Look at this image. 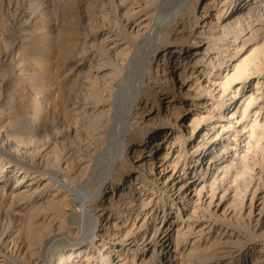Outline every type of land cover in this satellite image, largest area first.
<instances>
[{"label":"bare ground","instance_id":"6f19581e","mask_svg":"<svg viewBox=\"0 0 264 264\" xmlns=\"http://www.w3.org/2000/svg\"><path fill=\"white\" fill-rule=\"evenodd\" d=\"M39 1L48 9L62 2ZM149 1L120 0L114 15L119 28L103 30L98 44L86 45L84 31L81 37L73 35L75 38L60 59L64 73L61 76L55 72L56 66L49 61L40 66L33 80L46 82L48 88H31L32 99L26 100L27 95L22 98L10 92L12 87H5L0 108L7 109L11 120L7 128L11 131L2 133L5 125H0V220L5 222L0 226V244L8 247H0V264H53L55 259L56 264L77 261L80 264H181L187 258L196 260L199 240H190V236L211 228L210 223L203 222L204 214L224 218L228 208L237 203L242 207L250 185L252 194L258 189L264 172L246 160L256 135L251 127L257 120L252 119L250 126L247 125L246 111L255 102V96L262 93L264 79H257L251 86V78L241 75L250 69L256 72L253 77L264 73V0H220L212 27L208 11L216 7L215 0H157L159 5H154L151 11L147 10ZM198 5H202L200 14L196 10ZM143 11L145 14L141 15ZM201 22L203 25L198 26ZM219 25L220 31H213ZM31 26L32 31L38 28L36 24ZM238 40L245 44L255 42L239 62L235 60L241 51ZM200 45L207 47L202 50ZM222 66L230 68L231 75L217 84L215 76L209 75ZM19 67L23 68V63ZM197 70L208 73L203 83L194 77L199 89L218 91L216 103L220 112L212 123L206 124L201 138L191 147L183 171L179 172L169 154L171 147L182 142L183 134L174 135L163 151L160 145L167 135L165 128L152 129L149 134L141 110L148 103V111L153 108L149 119L154 128L168 124L180 127L177 121L184 99H191L189 106H195V97L201 93L183 90L193 81L190 78ZM170 76L173 84L166 88L172 81ZM81 78L86 80L89 90L77 113V106L71 108L69 101L63 102L61 93L66 90L76 94L74 86ZM174 79L178 80L177 85ZM155 83L169 94L164 114L163 108L159 111L161 98ZM238 84L241 89L253 87V93L241 113L235 110L225 115L229 108L238 106L234 100ZM230 85L238 87L230 98L234 102L225 104L223 95ZM57 99L63 103L61 108L57 107L58 111L54 108ZM171 104L174 108L168 110ZM202 120V115L193 116L187 125L189 135H193ZM62 122L67 124L65 133L59 127ZM82 131L91 134L94 141L91 144L86 141L92 149L87 154L82 152L83 147L82 151L76 149ZM231 152L233 157L225 159ZM178 157L177 153L175 159ZM243 166L249 171V180L245 188L237 189L230 182L235 179L231 177ZM11 179L14 184L9 186L7 181ZM134 193L141 200L150 197L137 206ZM227 199L230 201L225 206ZM74 203L78 208L66 214ZM252 203L251 196L247 214L251 213ZM102 216L105 227L98 233L97 221ZM139 220L137 229L141 237L139 242H134L136 249H130L123 242L128 233L122 238L119 235V239L113 229H119V223L127 229L128 221L131 229ZM72 229L76 230L73 235ZM96 237L101 239L99 242L107 239L111 244L117 239L119 248L114 251L113 245L104 243L105 251L96 252L91 249V246L97 248ZM111 249L116 254L115 262Z\"/></svg>","mask_w":264,"mask_h":264},{"label":"rangeland","instance_id":"374dc122","mask_svg":"<svg viewBox=\"0 0 264 264\" xmlns=\"http://www.w3.org/2000/svg\"><path fill=\"white\" fill-rule=\"evenodd\" d=\"M215 1H216L215 2L216 7L214 9H209V11H208L209 16H211V27H212V24H215V22H216L214 19L215 10L219 9L220 4H221L220 0H215ZM90 2H92L93 5ZM93 2H95V3H93ZM99 2L101 4H99ZM119 2H120V0H110V1L109 0H100V1L97 0V3H96V0H90V1H88V0H62V2L60 4H58L59 6L57 5V6H55V8L52 7L50 9H48L49 7L48 8L45 7V4H42L39 0H0V68H1L0 69V96H1L0 100L4 99V97H3L4 93H5L4 89L6 86L12 87L10 92L11 93L16 92V94H19L20 97L23 96L22 98H24L27 95L25 97V99L26 98L32 99L33 95L31 93V90H32L31 88L46 90L48 88L46 85V82H41V80L38 81V79L33 80V78H34L33 76H35L34 73L36 71H38L40 66H42L45 62L49 61V62H52L54 67L56 66L54 68L55 72L59 73L62 76V73H64V72L62 71L63 70V67H61L62 60H60V59H62V56L66 52V49H68L69 44L77 35L81 37L86 33L84 35L85 40H86V45L87 44L90 45L91 43L92 44L93 43L98 44L99 39H101V37H103V34H102L103 30L109 29V30L115 31L116 29L119 28V26H117L118 25L117 21L115 22L116 18L114 17L115 10L117 9ZM88 4H90V5H88ZM97 5H99V6L97 7ZM154 5L158 6L159 5L158 1L157 0H150L147 10H150V11L153 10ZM200 6H202V5H198L196 8V10L198 11L199 14L201 13V10H202L201 9L202 7H200ZM93 7H95V8H93ZM143 12L141 13V15L145 14V11H143ZM67 14L69 15V17ZM24 19L26 21H23ZM220 21H219V24L223 25L224 23H221ZM24 23H25V25H24ZM44 23H45V25H43ZM32 24H36L38 26V28L35 29V31H32V26H31ZM200 24L203 25V23L201 22L198 24V26H200ZM68 25L70 28L68 27ZM221 25H219L218 28L217 27L214 28L213 31H215V32L220 31ZM30 26H31V28H29ZM53 27H55V28H53ZM80 28H81V30H80ZM83 31H84V33H83V35H81ZM244 33L245 32L241 33V35ZM73 35L75 37H73ZM246 36L247 35H245V37ZM239 41H241V40H238V43H239ZM253 44H255V42H253V41L248 42L247 44H245V42H240L239 48L241 51L235 60L236 61L238 60L237 62H239L241 59L246 57L247 54H249V51L251 50V48H252L251 46H253ZM206 47H207V45H203V46L200 45L199 49L201 48L202 50H204ZM56 48H58V49H56ZM86 55H87V53H86ZM85 58H86V56H85ZM149 59L152 60L151 57H149ZM27 60H28V62H26ZM30 60H31L32 64L30 63ZM236 61H235V63H236ZM25 62H26V65H25ZM21 63H23V68L19 67ZM36 63H37V65H36ZM230 63H231V61L228 62V64H230ZM57 64H58V67H57ZM152 64L155 65L154 59L152 60ZM34 65L37 66L36 69H34L35 68ZM26 66H28V67H26ZM253 70L250 69L247 74L241 75V78H243V77L244 78L245 77L251 78L250 79L251 86H254V83L256 82L257 79L259 81H262L264 79V73L258 75L257 77H253L256 74V72ZM17 72L19 74H17ZM207 75H208V73L205 75V73H203L202 71L197 70V71L193 72V76H192V78H190V80H193L194 77L196 76L198 78V81L199 82L201 81L203 83V80ZM230 75H231L230 68L226 69L225 66H222L220 68V70H218L217 72H216V70H213V72L210 73L209 76L210 77L215 76V79L217 80L216 83L218 84L219 81L222 82L223 80H225V78H228ZM170 81H171V83L169 82L167 84L166 88H169L170 84H173V79L171 76H170ZM177 81L178 80L174 79V82L176 85H177ZM35 82H37V83H35ZM80 82H81V84H80ZM192 82H191L192 84L189 83L188 86L186 85L185 87H183V90L184 91L190 90L191 94H194V92L195 93L201 92L202 94L200 93L197 95V97H195L196 98L195 102L198 103V104L196 103L195 106L194 105L191 107L189 106L191 103V99H189V98L184 99L183 108L180 111L181 114H180V117L178 118V121H177V124L181 125L180 127L178 125H174V124L169 125L168 124V126L163 125L162 127L154 128V124H152V121L150 122L151 116L153 114L152 113L153 108L151 109V111H148V109H149L148 105L150 107V104L148 103V104H146L147 107L145 106L141 110V112H143L142 122H143V124L146 125V129H147V132L149 134H150V131H152V129H153V131H155L157 129L162 130L165 128L167 135L163 138V140H162L163 143L160 145V147L163 148V151L165 148H167L168 144L171 142L170 139H172L174 137V135H177L179 132H181L183 134V137L181 138L182 142L171 147L170 154H169V157H171L170 161L173 162L172 164L176 163V169L179 170V172L183 171V168L185 167V160L187 159L190 152L192 151L191 147L193 144H195L201 138V135L204 133V130L206 128V124L212 123L215 120V117L218 116L217 114L220 112V110H218V104L216 103L217 102L216 100L218 98V93H217L218 91L215 90L213 93L203 92L198 87L199 82H195L194 80ZM194 82L196 84H194ZM224 84L226 85V83H224ZM240 84H238V85H240ZM176 85H175V87H176ZM225 85H224V87L227 86V85L226 86ZM238 85H230L228 88V91L225 92V94L223 95V99H224L225 104H228L229 102L230 103L234 102V100L237 101V104H238L237 107L233 106V107L229 108L225 112V115H228V112L230 114L235 110H238L237 113H241L242 109H245L244 105H245L246 101L248 100V96L251 93H253V90H254L253 87L241 89L242 87L240 85V87H239L240 89L238 88V92H237L235 99L231 100L230 98L233 94H235ZM77 86H79L80 89ZM77 86H74L75 91H77L76 92L77 95L74 92L71 93L69 91L64 90L61 93V96H62L63 102L66 103V101H67V103H68V101H69V103L72 104V105H70L71 108H75L77 106V108H78L77 113H79L81 108H82V105H83L82 100H84V99H82V98H83L85 92L86 91L88 92L89 87H87L88 84H86V80H84L82 78L80 79ZM154 86L157 87L158 94L160 95V98H161V100H160L161 104H160L159 111H161L163 108L162 114H164V111L166 110V105H167L166 102L168 101V99L166 97L169 94H165L166 90H162V87H160L157 83H155ZM188 87H190V88L192 87L191 88L192 90ZM263 87H264V83H263ZM104 94L106 95V93H104ZM28 95H30V96H28ZM66 95H68V96L66 97ZM253 95H255V94H253ZM255 97H256V100L253 103V105H250L247 108V111H246V118L247 119L246 120L248 121L247 125H249V126H250V121H252V119L254 121L257 120V122H256L257 124L255 126L251 127L252 128L251 130L253 132L254 131L256 132V133L254 132V135L256 134L254 136V139L257 138L258 140L253 139V141L251 143L252 145L250 144L251 148H249L250 151L248 150L249 152L247 154L246 160L248 162H250V164H255V166L257 168H259V169L262 168L261 170H263V172H264V146H263L264 145V137H263L264 136V89H263L261 94L259 93V95L257 94V96H255ZM60 99H57V101H56L57 104L55 103V105H54L55 106L54 108H56L57 111L60 110L58 108H61V106L63 105V103L61 102L62 100H60ZM178 100H179V98H178ZM1 101H4V100H1ZM105 105H106V103H105ZM173 108H174V105L171 104L170 107L168 108V110L169 109L172 110ZM2 109L3 108H0V112ZM185 109H187V110H185ZM2 112L3 113H0V117H1V121H2L0 123V125L4 124L5 126H3L1 132L4 130H6L7 132H10L11 128H9V127L7 128V126H9L11 123V120L8 119L10 116L6 114L7 109H3ZM201 115H202L203 120L200 122L197 129L194 131L193 135L192 136L189 135L188 134L189 128H187L189 121H191L193 116H197V117L201 118ZM31 117H32V115H31ZM8 120L10 121V123L8 122ZM82 121H84V119H82ZM82 121L80 120V122H82ZM62 123L63 124H61L59 127H60L61 131H64V133H65V131L67 129V124H66V122H62ZM252 123L253 122H251V124ZM249 126H247V127H249ZM84 133L85 134L87 133L86 136ZM79 140H80V142H78L76 144V149H78L77 151H79V150L82 151V147H83V151H82L83 153H85V154H87V152L90 153L92 151V149H90V147H87L88 146L87 142L89 141L88 143H90V144L92 142H94L91 134H89L87 131L86 132L82 131V133H80ZM79 140H77V141H79ZM254 141H255V143H254ZM241 145H242V143H241ZM177 153H178L179 157H178V159H175V155H177ZM157 154H159V153H157ZM129 155H131L130 150H129ZM232 157H233L232 152H231V154H227L226 156H224V158L228 159V160L231 159ZM131 161H133V159H131ZM250 164H249V167H250ZM246 165H248V164H246ZM244 168L245 167L243 166V169ZM243 169L241 167L240 171H238L239 173L238 172L236 173L238 176L236 174H232L233 176L235 175L236 177H233V176L231 177V179L235 178L234 181H236V182H234L233 180H231L230 182H233V185L235 184L234 187H237V189L245 188V183L247 182V180H249V178L247 179V176L249 175V171L247 173L246 169H244V170ZM240 172H242V174ZM255 177H256V175L254 176V178ZM261 180H263V181L261 182ZM261 180H260V182H258V183H260V184H258V189H255L253 194H252L253 186L250 185L249 190H247V192L245 194L241 208H240V203L239 204L237 203V205L235 207L228 208V210L226 211L227 213L225 212L226 218L225 217L219 218V216L217 218V216H210L208 214H204L203 222L205 224L210 223L211 228L210 229H204L203 232L199 235L196 233H193L190 236V238H191L190 240H194V239H197V241L199 240L198 241L199 242L198 243L199 248L197 247V252L199 251L198 252V259H200V258L201 259L199 261L198 259L195 260V259L187 258L189 261L187 259L186 260L184 259V261H182L181 264H184V262H185V264L186 263L187 264H194V263L195 264H264V176L262 177ZM7 184L9 186H12L14 184V182L11 179V180L7 181ZM240 193H242V192L240 191ZM134 194H133V196H134L133 199L135 201V204H138L137 206L140 205L141 201H143L145 203L150 197V196L149 197L147 196L146 198H143L141 200L139 194H137V195L136 194L134 195ZM251 196L253 199L251 213L247 214L248 203H249V199ZM239 197H240V195H239ZM153 198H154V196L151 197L150 201L153 200ZM236 199L235 200L237 202L240 201V199L238 197ZM227 200L224 202L225 206L228 205V203L230 201L229 199H227ZM148 206H150V205H148ZM77 208H78L77 206L75 207V203L73 205L70 204L68 207V210H66L67 211L66 214H68L71 210L77 209ZM259 209H260V211H258ZM91 210H92V213L95 212L93 207L91 208ZM219 211L220 210H218L217 214H219ZM233 211H235V212L233 213ZM157 212L159 213V215L161 214V207L157 208ZM98 220H99V221H97V228L99 229L98 233H101L102 228L105 227L106 220H105L104 216L99 217ZM113 220H111V221H113ZM116 221L119 222L120 220H115V222ZM129 221L127 222V226H128L127 229H124L119 223L120 226L118 225V228L120 227L121 229L119 228V229H113V230L115 231V233H117L116 236L118 238L120 236H121L120 238H122L125 235V233H128L129 236L126 235L123 242H124V244H126V247H129L130 249H136V245H134V244L136 243V241L139 242L138 240H140V237H141V234L138 233L139 231H138L137 227H138V224H140L139 222H141V221L139 220L138 222H136L137 226L134 225L132 227L134 229H132L131 227H130L131 229H128L129 224H130ZM1 222H2V220H0V226L3 223H5V222H3V223H1ZM156 222H157V224H159L160 220L157 219ZM108 224H109V222H108ZM6 225H7V221H6ZM126 231H128V232H126ZM75 232H76V230L72 229L70 233L73 235ZM150 233H152V231L149 232V235H150ZM99 240H101V239H99ZM99 240H98V237H96L94 239L95 243L97 244V248L94 246L93 247L91 246V249H95L96 252L99 251V249L101 251H105V249L102 250V248H103L102 245L104 243H107V244H104L106 246L111 244L110 242L107 241V239L106 240L102 239L103 241H101V242H99ZM116 240L117 239L113 240L112 244H111V245H113V247H115L114 251L119 248V246H118L119 243L118 242L115 243ZM0 247L5 249L8 247V245L3 246L2 244H0ZM106 251H108V250L106 249ZM110 253H111V255H113L112 249H111ZM114 255L116 256V254H114ZM114 255H113V257H114ZM54 258H56V256L53 257V259ZM256 259H258V261ZM75 260H78V258ZM116 260L117 259L114 257L113 262H115ZM198 261H199V263H197ZM77 263L80 264L79 261H77L76 264ZM94 263L95 262H93L91 264H94ZM53 264H56V259L53 260ZM68 264H70V262ZM81 264H83V263H81Z\"/></svg>","mask_w":264,"mask_h":264}]
</instances>
